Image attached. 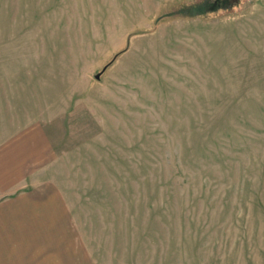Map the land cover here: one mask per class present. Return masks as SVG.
Masks as SVG:
<instances>
[{"label": "rangeland", "instance_id": "374dc122", "mask_svg": "<svg viewBox=\"0 0 264 264\" xmlns=\"http://www.w3.org/2000/svg\"><path fill=\"white\" fill-rule=\"evenodd\" d=\"M215 2L0 0V264L45 184L94 264H264V0Z\"/></svg>", "mask_w": 264, "mask_h": 264}, {"label": "crops", "instance_id": "0c3cea01", "mask_svg": "<svg viewBox=\"0 0 264 264\" xmlns=\"http://www.w3.org/2000/svg\"><path fill=\"white\" fill-rule=\"evenodd\" d=\"M49 184V183H48ZM14 198L9 217L15 237L30 243L29 264H94L85 251L74 245L66 201L52 185L34 187ZM3 213L0 220H4ZM19 232V234H18ZM61 233L65 235L61 237Z\"/></svg>", "mask_w": 264, "mask_h": 264}, {"label": "trees", "instance_id": "16d2710c", "mask_svg": "<svg viewBox=\"0 0 264 264\" xmlns=\"http://www.w3.org/2000/svg\"><path fill=\"white\" fill-rule=\"evenodd\" d=\"M237 2L238 0H216L215 4L217 8H220L234 6Z\"/></svg>", "mask_w": 264, "mask_h": 264}]
</instances>
